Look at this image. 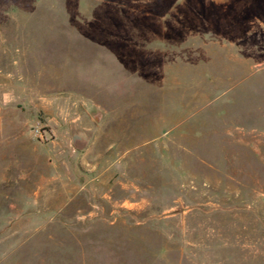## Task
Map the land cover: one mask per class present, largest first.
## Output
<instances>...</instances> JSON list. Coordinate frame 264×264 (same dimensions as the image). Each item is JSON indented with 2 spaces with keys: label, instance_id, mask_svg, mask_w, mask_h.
<instances>
[{
  "label": "rangeland",
  "instance_id": "obj_1",
  "mask_svg": "<svg viewBox=\"0 0 264 264\" xmlns=\"http://www.w3.org/2000/svg\"><path fill=\"white\" fill-rule=\"evenodd\" d=\"M0 109V264H264V0H0Z\"/></svg>",
  "mask_w": 264,
  "mask_h": 264
},
{
  "label": "built area",
  "instance_id": "obj_2",
  "mask_svg": "<svg viewBox=\"0 0 264 264\" xmlns=\"http://www.w3.org/2000/svg\"><path fill=\"white\" fill-rule=\"evenodd\" d=\"M35 132H36V134L39 135V136H41V134H42V132H41V130H40L39 128H36Z\"/></svg>",
  "mask_w": 264,
  "mask_h": 264
},
{
  "label": "crops",
  "instance_id": "obj_3",
  "mask_svg": "<svg viewBox=\"0 0 264 264\" xmlns=\"http://www.w3.org/2000/svg\"><path fill=\"white\" fill-rule=\"evenodd\" d=\"M1 111H2V110L0 109V114H1ZM3 112H4V110H3ZM3 117H4V116H2V117L0 116V124H1V120H2Z\"/></svg>",
  "mask_w": 264,
  "mask_h": 264
},
{
  "label": "water",
  "instance_id": "obj_4",
  "mask_svg": "<svg viewBox=\"0 0 264 264\" xmlns=\"http://www.w3.org/2000/svg\"><path fill=\"white\" fill-rule=\"evenodd\" d=\"M96 119L99 120L100 119V115H96Z\"/></svg>",
  "mask_w": 264,
  "mask_h": 264
}]
</instances>
